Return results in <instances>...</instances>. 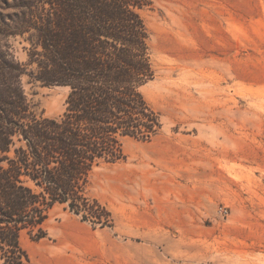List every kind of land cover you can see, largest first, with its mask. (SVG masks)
<instances>
[{
    "label": "rangeland",
    "instance_id": "rangeland-1",
    "mask_svg": "<svg viewBox=\"0 0 264 264\" xmlns=\"http://www.w3.org/2000/svg\"><path fill=\"white\" fill-rule=\"evenodd\" d=\"M141 14L154 68L141 91L161 127L92 171L112 226L55 205L23 246L32 264H264V0H150ZM9 43L24 62L26 43ZM22 82L36 113L61 114L67 88Z\"/></svg>",
    "mask_w": 264,
    "mask_h": 264
},
{
    "label": "trees",
    "instance_id": "trees-1",
    "mask_svg": "<svg viewBox=\"0 0 264 264\" xmlns=\"http://www.w3.org/2000/svg\"><path fill=\"white\" fill-rule=\"evenodd\" d=\"M150 0H0V264H32L22 237L46 236L63 205L93 226L111 213L89 194L92 171L125 155L126 137L161 127L141 87L154 77ZM26 43V60L9 39ZM67 88L57 116L36 113L22 78Z\"/></svg>",
    "mask_w": 264,
    "mask_h": 264
}]
</instances>
